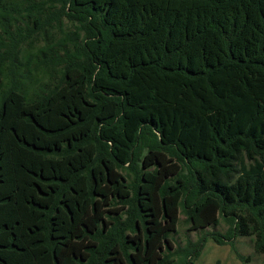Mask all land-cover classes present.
Listing matches in <instances>:
<instances>
[{
  "label": "trees",
  "instance_id": "trees-1",
  "mask_svg": "<svg viewBox=\"0 0 264 264\" xmlns=\"http://www.w3.org/2000/svg\"><path fill=\"white\" fill-rule=\"evenodd\" d=\"M21 3L0 6V264H193L239 236L264 260V0ZM180 212L227 228L174 250Z\"/></svg>",
  "mask_w": 264,
  "mask_h": 264
},
{
  "label": "rangeland",
  "instance_id": "rangeland-1",
  "mask_svg": "<svg viewBox=\"0 0 264 264\" xmlns=\"http://www.w3.org/2000/svg\"><path fill=\"white\" fill-rule=\"evenodd\" d=\"M16 4L17 7L24 6L23 3L20 4V0H0V6H5V8L10 9ZM21 25H23V23ZM43 42L44 41L41 38L39 40L36 38L32 42H26L22 45L20 59L25 63L28 58H31L32 70H34L36 63L33 56L36 57L39 55L38 48L43 45ZM33 74L36 75L37 80L31 81L27 78L22 79V84L27 94H32L34 90H38L40 85L47 79V77L40 71L33 72ZM188 227L189 223L185 220V215L180 212L176 231L169 236L174 250L185 248L189 242L194 243L204 233H209L211 231L224 233L227 225L221 220L218 225L210 226L205 229L189 230ZM234 244L235 249L245 257L243 260L237 256L235 249H233L230 244H218L210 237H208L201 245L198 256L192 255L190 258L192 259L193 264H264L263 256L254 251L251 237H236L234 239ZM178 262L179 259L175 256V263Z\"/></svg>",
  "mask_w": 264,
  "mask_h": 264
}]
</instances>
